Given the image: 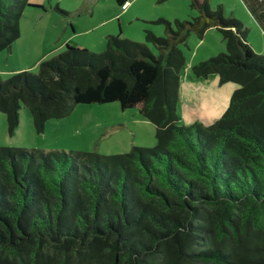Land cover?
I'll list each match as a JSON object with an SVG mask.
<instances>
[{
    "label": "trees",
    "instance_id": "16d2710c",
    "mask_svg": "<svg viewBox=\"0 0 264 264\" xmlns=\"http://www.w3.org/2000/svg\"><path fill=\"white\" fill-rule=\"evenodd\" d=\"M29 7L39 6L0 0V53ZM191 7L189 19L154 21L165 33L146 30V42L110 34L101 52L67 43L38 73L0 75L10 132L22 105L42 132L78 104L119 102L157 139L115 155L0 147V264H264V54L223 4ZM214 27L226 52L193 64V78L238 88L212 124H185L182 46Z\"/></svg>",
    "mask_w": 264,
    "mask_h": 264
},
{
    "label": "rangeland",
    "instance_id": "374dc122",
    "mask_svg": "<svg viewBox=\"0 0 264 264\" xmlns=\"http://www.w3.org/2000/svg\"><path fill=\"white\" fill-rule=\"evenodd\" d=\"M30 1L39 7H29L24 12L20 38L14 42L12 51L0 53V75L5 80L27 69L38 73L40 68L36 62L62 52L66 43L104 51L107 43L103 48H96L93 38L99 37L105 29L113 28L125 39L146 42V30L161 28L154 33H165V26L154 21L160 18L170 21L189 19L198 13L191 7V0H135L125 11L116 0ZM222 1L210 0L214 8ZM229 1V6L223 4L226 14L249 27L250 44L257 53L264 54V35L257 27L258 23L255 21L254 24L249 18L245 3L243 0ZM66 36L71 37L72 43ZM182 48L186 55L182 75L193 77L192 65L226 52V42L214 27L202 40L192 34ZM199 122L209 125L202 120ZM156 144L155 125L136 111L123 110L119 102L78 104L69 116L49 119L42 132L36 130L33 116L25 105H22L19 125L13 132H10L7 115L0 111V147L115 155L130 152L135 146L153 147Z\"/></svg>",
    "mask_w": 264,
    "mask_h": 264
},
{
    "label": "crops",
    "instance_id": "0c3cea01",
    "mask_svg": "<svg viewBox=\"0 0 264 264\" xmlns=\"http://www.w3.org/2000/svg\"><path fill=\"white\" fill-rule=\"evenodd\" d=\"M134 1L135 0H129L126 2L128 4L126 9H128L130 5L132 7L134 3L132 4L131 2ZM243 3H245L247 9L250 12L249 18L254 24H256V22L258 23L256 25L259 31L264 35V0H243ZM222 4L229 6L230 1L223 0ZM126 9H124V11ZM235 13L237 14V11H235ZM153 30L161 31L162 29L153 28ZM110 34H118L121 36V33L116 32L113 28L105 29L99 37L96 36L93 38L94 44L98 46L96 48H103L107 43V36ZM249 39L250 29L248 34V40ZM66 40L72 43L71 37L66 36ZM66 44L63 45V47H66ZM9 51H12V49ZM237 88L238 85L236 87L235 84H225L222 86L220 83V77L217 74H212L208 78H193L190 77V74H186L185 76L181 75L178 113L182 119V122L185 124H192L195 121L202 120L206 122V124L213 123L227 110L230 104L231 96Z\"/></svg>",
    "mask_w": 264,
    "mask_h": 264
},
{
    "label": "built area",
    "instance_id": "2783aa9c",
    "mask_svg": "<svg viewBox=\"0 0 264 264\" xmlns=\"http://www.w3.org/2000/svg\"><path fill=\"white\" fill-rule=\"evenodd\" d=\"M127 6H128V4H127V3H124V4L122 5V8H123V9H126Z\"/></svg>",
    "mask_w": 264,
    "mask_h": 264
}]
</instances>
